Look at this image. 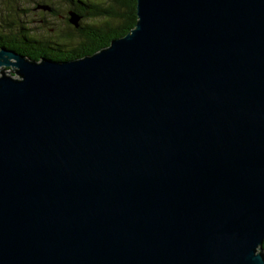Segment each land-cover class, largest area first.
Instances as JSON below:
<instances>
[{
  "label": "water",
  "instance_id": "95a60500",
  "mask_svg": "<svg viewBox=\"0 0 264 264\" xmlns=\"http://www.w3.org/2000/svg\"><path fill=\"white\" fill-rule=\"evenodd\" d=\"M137 16L74 59L0 48V264H264V0Z\"/></svg>",
  "mask_w": 264,
  "mask_h": 264
},
{
  "label": "trees",
  "instance_id": "16d2710c",
  "mask_svg": "<svg viewBox=\"0 0 264 264\" xmlns=\"http://www.w3.org/2000/svg\"><path fill=\"white\" fill-rule=\"evenodd\" d=\"M68 4L70 11H74L81 16L82 19L91 21L84 30L92 33L95 37L88 38L87 41L71 50L59 49L47 51L40 48L44 42H39L38 38L32 33L31 28L24 24L23 20L7 21L6 26H9V32H4L0 29V48L5 47L17 51L29 58L38 60L43 56L54 60H69L91 54L110 44L111 40L116 37H121L131 31L137 22V0H111L108 5H104L99 0H64ZM38 6H48L45 11H51L53 5L45 0H38ZM70 11L67 12V19L70 18ZM103 17L104 19H99ZM99 19V22H95ZM15 27H12V24ZM78 26V27H79ZM12 27V29H11ZM5 30V29H4ZM62 36V34L60 35ZM67 40H73L67 38ZM78 40V39H77ZM264 247V241H263Z\"/></svg>",
  "mask_w": 264,
  "mask_h": 264
},
{
  "label": "rangeland",
  "instance_id": "374dc122",
  "mask_svg": "<svg viewBox=\"0 0 264 264\" xmlns=\"http://www.w3.org/2000/svg\"><path fill=\"white\" fill-rule=\"evenodd\" d=\"M38 0H0V29L9 32V26L5 22L23 20L27 27L31 28L32 33L37 37H57L68 30L65 21L67 16L68 4L64 0H45L53 5L57 14L49 11L35 9ZM104 5H108L111 0H99ZM99 19H104L103 17ZM96 19L95 22L100 20ZM16 25L13 23L12 27ZM11 27V29H12ZM5 29V30H4ZM77 40V38H75ZM10 69L6 70L9 72Z\"/></svg>",
  "mask_w": 264,
  "mask_h": 264
},
{
  "label": "flooded vegetation",
  "instance_id": "af4514ba",
  "mask_svg": "<svg viewBox=\"0 0 264 264\" xmlns=\"http://www.w3.org/2000/svg\"><path fill=\"white\" fill-rule=\"evenodd\" d=\"M40 3H36L35 9H41V10H45L44 8H42L41 6H38ZM70 9H67V12H69ZM52 14H57L58 10L53 7V9L51 11H49ZM66 23H67V27L68 30H66L65 32L62 33V36H57V37H38L40 38L39 42H44L40 48H42L43 50H47V51H53L55 49H59L58 46H62V50H71L77 46H79L80 44L83 43L84 41H87L88 38L91 37H95V35H92V33L87 32L84 30V27L90 23L89 21L90 18L88 20H84L82 19L80 21V26L79 27H75V25H73L72 23H70V21L67 19H65ZM67 38H70L73 40H67ZM75 38H77L78 40H75Z\"/></svg>",
  "mask_w": 264,
  "mask_h": 264
}]
</instances>
